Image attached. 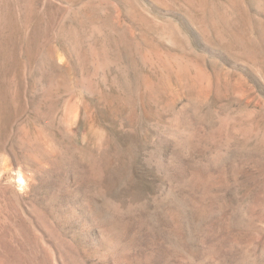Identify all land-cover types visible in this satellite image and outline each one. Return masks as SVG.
Returning a JSON list of instances; mask_svg holds the SVG:
<instances>
[{
  "label": "rangeland",
  "instance_id": "rangeland-1",
  "mask_svg": "<svg viewBox=\"0 0 264 264\" xmlns=\"http://www.w3.org/2000/svg\"><path fill=\"white\" fill-rule=\"evenodd\" d=\"M198 1L0 0L2 264H264V0Z\"/></svg>",
  "mask_w": 264,
  "mask_h": 264
},
{
  "label": "bare ground",
  "instance_id": "bare-ground-1",
  "mask_svg": "<svg viewBox=\"0 0 264 264\" xmlns=\"http://www.w3.org/2000/svg\"><path fill=\"white\" fill-rule=\"evenodd\" d=\"M192 1V0H191ZM199 1H201V0H199ZM198 1V2H199ZM204 1V0H203ZM203 1L201 2L202 4H203ZM229 1V0H228ZM234 2H235V0H234ZM231 3V2H230ZM229 2H228V4H230ZM237 4V3H236ZM242 3L240 2V5H241ZM199 5H201V4H199ZM206 5V4H205ZM207 5H209V4H207ZM231 5H233V4H231ZM239 5V4H238ZM237 5V6H238ZM228 6V5H227ZM236 7V6H235ZM201 8H203V7H201ZM234 8V7H233ZM241 8V7H240ZM226 9H228V8H226ZM239 9V8H238ZM233 11H235V10H233ZM236 11H238L237 9H236ZM240 11V10H239ZM243 11V10H242ZM230 12H232V11H230ZM210 13V12H209ZM239 15V14H238ZM241 15V14H240ZM212 18V17H211ZM205 20V19H204ZM203 20V21H204ZM206 22V21H205ZM144 57V56H143ZM144 60H146V59H144ZM148 61H150V59H148ZM163 66V65H162ZM164 66H166V65H164ZM166 69V68H165ZM182 69V68H181ZM183 70V69H182ZM168 73H170V71H168ZM184 73V72H183ZM175 75V74H174ZM160 76V75H159ZM168 76H170V75H168ZM178 77V76H177ZM166 80V79H165ZM171 81V80H170ZM163 82V81H162ZM186 82V81H185ZM146 84H148L149 85V83H147V82H145ZM164 86V85H163ZM191 135V134H190ZM2 261V260H1ZM0 261V262H1ZM4 263V262H3ZM1 264H2V262H1Z\"/></svg>",
  "mask_w": 264,
  "mask_h": 264
}]
</instances>
